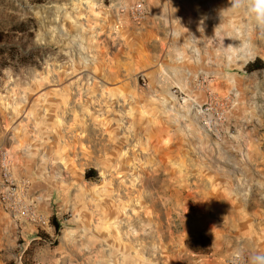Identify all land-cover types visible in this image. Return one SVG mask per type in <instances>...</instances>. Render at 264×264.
<instances>
[{"label": "rangeland", "instance_id": "rangeland-1", "mask_svg": "<svg viewBox=\"0 0 264 264\" xmlns=\"http://www.w3.org/2000/svg\"><path fill=\"white\" fill-rule=\"evenodd\" d=\"M34 64L0 76V264H264V23L247 0H0ZM58 226L55 229L51 218ZM38 237L37 239H35Z\"/></svg>", "mask_w": 264, "mask_h": 264}, {"label": "built area", "instance_id": "built-area-1", "mask_svg": "<svg viewBox=\"0 0 264 264\" xmlns=\"http://www.w3.org/2000/svg\"><path fill=\"white\" fill-rule=\"evenodd\" d=\"M0 207L15 222L30 223L38 227L46 225V221L37 211L35 202L29 198L28 182L24 180L19 182L13 177L12 163L8 154H2L0 157ZM27 246L21 245L16 252L15 259L18 264H22ZM227 264H247V262L245 256L235 253L228 257Z\"/></svg>", "mask_w": 264, "mask_h": 264}, {"label": "trees", "instance_id": "trees-1", "mask_svg": "<svg viewBox=\"0 0 264 264\" xmlns=\"http://www.w3.org/2000/svg\"><path fill=\"white\" fill-rule=\"evenodd\" d=\"M32 1L40 3L44 0ZM36 29L37 25L33 18L16 20L0 15V76L8 68H21L35 63L32 58L37 57L39 48L24 49V44L19 45L16 40L20 42L22 39L33 38ZM261 69H264V62L259 59L245 66L247 72ZM50 223L55 229L57 228L55 218L52 217Z\"/></svg>", "mask_w": 264, "mask_h": 264}, {"label": "clouds", "instance_id": "clouds-1", "mask_svg": "<svg viewBox=\"0 0 264 264\" xmlns=\"http://www.w3.org/2000/svg\"><path fill=\"white\" fill-rule=\"evenodd\" d=\"M240 0H232V6H238ZM249 11L254 14L256 20L264 23V0H247Z\"/></svg>", "mask_w": 264, "mask_h": 264}, {"label": "crops", "instance_id": "crops-1", "mask_svg": "<svg viewBox=\"0 0 264 264\" xmlns=\"http://www.w3.org/2000/svg\"><path fill=\"white\" fill-rule=\"evenodd\" d=\"M2 264H4V263H2Z\"/></svg>", "mask_w": 264, "mask_h": 264}]
</instances>
